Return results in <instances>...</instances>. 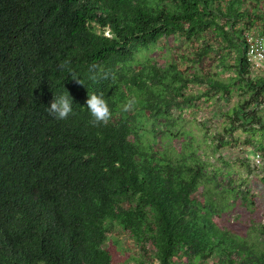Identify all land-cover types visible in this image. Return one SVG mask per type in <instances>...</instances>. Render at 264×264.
<instances>
[{
	"label": "trees",
	"instance_id": "1",
	"mask_svg": "<svg viewBox=\"0 0 264 264\" xmlns=\"http://www.w3.org/2000/svg\"><path fill=\"white\" fill-rule=\"evenodd\" d=\"M251 31L264 35V0H0V264H115L114 227L139 250L122 264H264V238L259 245L217 224L225 209L217 192L228 185L252 205L249 192L209 176L194 149L158 150L154 129L200 98L236 95L215 148L240 144V131L264 149ZM169 38L199 43L192 62L214 53L220 71L182 68L185 56L164 66L138 59ZM63 61L82 84L58 70ZM93 63L113 77L88 79ZM191 86L203 90L190 94ZM66 92L75 114L56 120L47 108ZM101 92L112 118L93 127L85 101ZM132 97L134 109L121 111ZM252 170L264 183V168Z\"/></svg>",
	"mask_w": 264,
	"mask_h": 264
},
{
	"label": "rangeland",
	"instance_id": "2",
	"mask_svg": "<svg viewBox=\"0 0 264 264\" xmlns=\"http://www.w3.org/2000/svg\"><path fill=\"white\" fill-rule=\"evenodd\" d=\"M199 46V43L191 45L184 40L169 38L161 40L152 50L138 56V59H151L164 66L174 59L185 56L187 59L180 62L182 68L186 66L190 71L203 74L220 71L214 53L205 57L200 63L192 62L196 60L194 52ZM226 77V73L221 74V78ZM200 90L203 88L191 86L187 92L198 94ZM236 101V95H232L228 101L200 98L194 106L187 107L176 114L177 117L173 125L154 127L158 138L156 147L162 152L175 156L194 149L196 156L208 164L209 176L212 177L214 173H218L220 178H224L222 186L229 179L237 191H248V199L250 200L251 197L252 205L249 201H242L238 193H230L228 185L225 186L226 192H217L215 201L218 206L225 208L220 219H217V224L221 229H227L236 236L245 238L249 242L256 241L260 245L264 238V234L261 233L264 232V230L262 231L264 226V183L260 180L263 171L252 170L251 167L248 168L242 164L244 158L251 159L254 151L257 150L254 147L258 143L252 142V145H247L245 143L247 135L237 131L234 136H237L240 144L232 143L224 148H215L218 143L217 134L223 129L221 113L231 108ZM146 129L148 131L153 129L151 123L146 125ZM163 132H169L166 134L168 136L162 134ZM174 135L175 137H171ZM148 140H150V135H146L144 138L145 142ZM262 140L264 143V138ZM247 163L250 165L249 161ZM206 188L211 192L214 191L213 194H215L216 191L212 183L206 184ZM112 239H116L118 242L113 250L115 264H122L125 260L132 263V258L138 257V248L119 227H114L109 235V241ZM110 249L112 250V248Z\"/></svg>",
	"mask_w": 264,
	"mask_h": 264
},
{
	"label": "clouds",
	"instance_id": "3",
	"mask_svg": "<svg viewBox=\"0 0 264 264\" xmlns=\"http://www.w3.org/2000/svg\"><path fill=\"white\" fill-rule=\"evenodd\" d=\"M262 47H264V42H262ZM70 61H63L57 65L58 70H67L71 75L72 79L77 83L82 84L80 77L72 71L70 68ZM113 73L106 71L101 65L93 63L88 68V79L97 80L98 77L104 79H109L113 77ZM87 106V111L90 114V124L93 127H99L101 125L107 126L112 118V111L109 107V103L106 100L104 94L101 93H91L88 94V98L85 101ZM137 100L135 97L127 99L121 105V111L130 112L134 109ZM49 115L53 116L56 120H67L70 115H74V105L73 98L68 92L55 95L54 99L51 101L50 106L47 108Z\"/></svg>",
	"mask_w": 264,
	"mask_h": 264
},
{
	"label": "built area",
	"instance_id": "4",
	"mask_svg": "<svg viewBox=\"0 0 264 264\" xmlns=\"http://www.w3.org/2000/svg\"><path fill=\"white\" fill-rule=\"evenodd\" d=\"M245 41L247 44L246 57L251 64V69L261 74L264 78V35L258 31H251L245 34ZM251 168L262 169L264 168V149L254 151L250 160Z\"/></svg>",
	"mask_w": 264,
	"mask_h": 264
}]
</instances>
